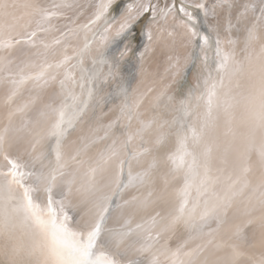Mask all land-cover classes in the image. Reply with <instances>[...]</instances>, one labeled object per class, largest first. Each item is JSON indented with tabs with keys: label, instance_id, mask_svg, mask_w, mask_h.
I'll return each instance as SVG.
<instances>
[{
	"label": "snow or ice",
	"instance_id": "1",
	"mask_svg": "<svg viewBox=\"0 0 264 264\" xmlns=\"http://www.w3.org/2000/svg\"><path fill=\"white\" fill-rule=\"evenodd\" d=\"M74 7L0 0V256L8 264H264V0L196 3L205 18L219 17L209 28L216 67L205 55L202 83L198 75L179 100L165 85L144 111L153 89L129 92L121 66L135 51L137 26L149 13L152 22L166 18L175 0L164 8L96 0L85 23H50ZM191 7L179 8L192 24L189 43L200 40L207 53L210 35H201ZM110 79L121 81L110 93L121 98L118 110L101 107L93 126L70 140ZM178 225L176 246L160 243ZM133 236L139 248L125 247Z\"/></svg>",
	"mask_w": 264,
	"mask_h": 264
},
{
	"label": "bare ground",
	"instance_id": "2",
	"mask_svg": "<svg viewBox=\"0 0 264 264\" xmlns=\"http://www.w3.org/2000/svg\"><path fill=\"white\" fill-rule=\"evenodd\" d=\"M38 2H43V0H38ZM95 2L96 0H73V3L75 5H80V7H74L73 9L65 10L64 17L60 19L52 20L50 21V23L56 24L58 27H60L61 30H63L64 25L68 24L69 21L73 20L74 18L77 24H83L88 20V18L91 15V12L93 11V8H90L89 4H94ZM125 2L126 3L132 2V0H127ZM151 2L158 4V6L161 5L160 8H164L166 4L169 6L173 5V1L171 0H161V1L151 0ZM199 2H201V0H191L189 3H191V5L195 8L196 3ZM207 3H209V0H207ZM211 4H216V3H211ZM180 6L181 3H177V5H175V7L168 12L166 18H161V16H157L155 22H152V17L150 14L149 16H147L148 18L146 17L141 22V24L138 25L137 28L135 29V38L134 40H132V45L135 41V45H137L136 47H138L139 43L144 39L145 41H143V45H141L142 47L141 51L144 50L145 45L148 46V51L146 52L143 61H141L140 58L139 69H136L137 73L134 81L132 82L131 90L133 88H139L140 91H143L148 87H151L153 89L148 99L145 100L144 104L141 106V111H144V109L149 107L152 97L157 95L160 92V90L164 88L165 85H171V87L168 89L167 94L170 95L172 93V96H174L177 100H179L180 98H182L180 96V93L184 95L189 87L194 86L196 84L197 82L196 77L198 75L200 76V81L202 83L204 77L208 75V71L205 70V62H204L205 55H207L208 57V66L211 70L215 69L216 63L218 62L216 56V39H217L216 34L211 33L212 37H210L213 43L212 45L213 51H208L207 53L201 51V49L199 51H196L195 47L193 48L192 45L189 43L191 32L193 31L192 25H189V23L186 21V18L181 13H179ZM28 11L30 10L19 9L16 15H21ZM218 11H220V15L222 16L223 12L221 10ZM203 16H202V22H205L203 21L205 19V16L204 18ZM218 19L219 17H215V19H213L215 23L213 24H216ZM38 20L39 17L33 15L31 17V23L28 24V27L30 29H34L37 26ZM150 23H151V27L149 28ZM195 24L196 25L198 24L196 19H195ZM213 24H211V26ZM104 27H106V25ZM209 28L210 26H208L207 33H209ZM149 31L152 33L151 40L148 39ZM202 31L203 29H201V35H204ZM102 32H103V28H101L100 31L97 32V38L94 47L99 45L100 35ZM38 38H43V36ZM220 38L222 40L227 39V36L223 32V29L220 30ZM76 42H77L76 40L72 41V43L74 44ZM199 43L201 45L200 40ZM135 45H133V47ZM241 47L242 45H238L236 48L237 58H242L243 56V53L240 52ZM223 48L225 51H227L229 46L227 44H224ZM32 51L35 52L36 49H33ZM141 51H139V53ZM139 53L135 51L129 56V59L126 60L125 62L126 64L125 68H128V70L129 69L134 70V67L137 63L136 62L137 57H139L138 56ZM89 66H90V62L88 58L85 57V67H89ZM132 78L133 75L127 77L126 81H130ZM120 83L121 81L119 79H110L107 84L101 85L97 89L94 98L91 100L89 104L87 112L81 118V123L77 125V132L70 135L69 137L70 140L75 138V135L79 133L81 127H83L84 131L87 132L90 129V127L93 126V121L95 117L100 115L101 107L104 112H107L109 108H114V107L116 108V110H118V106L120 104L121 98L110 96V93H113L115 91V88H117V85ZM76 91L79 92V88H77ZM116 134L117 135L119 134V128H117ZM100 135H103V132H101ZM163 174H167L170 177L171 176L170 168L165 169ZM178 179L182 180V175ZM30 182H32L31 179ZM157 187L158 188L163 187L162 180L158 183ZM106 190L107 189L105 188L104 191ZM153 214L154 213L149 212L147 214L142 213L141 215L143 216L144 219H148ZM137 222H140L139 218L137 219ZM160 227H162V225H158L157 228L154 229L153 234H155V231H158ZM183 231L184 230L182 225H178L176 234L172 235L171 233H163L160 237V243H163L165 240H168L169 246L174 248L176 246V243L178 242V238L181 236ZM208 239H209L208 237H205L203 241H198L197 243H205ZM132 245H134L136 248H139L138 237L133 236L127 242L125 247H129ZM156 246L158 247L159 245L157 244ZM209 251H211L210 246L206 250V252ZM255 251L259 252V248H257ZM222 255L223 253L218 252L216 253L215 257H211V260L214 261L216 260V257ZM130 258L132 260H137V261L144 259V257H141L136 253H133L130 256ZM242 264H247V261H242Z\"/></svg>",
	"mask_w": 264,
	"mask_h": 264
},
{
	"label": "rangeland",
	"instance_id": "3",
	"mask_svg": "<svg viewBox=\"0 0 264 264\" xmlns=\"http://www.w3.org/2000/svg\"><path fill=\"white\" fill-rule=\"evenodd\" d=\"M125 1H127V0H125ZM159 1H161V0H159ZM171 1H173V0H171ZM191 0H175V5H177V3H184V4H187V5H191V3H189ZM211 1V2H210ZM211 3H218V0H209V5H211ZM192 6V5H191ZM159 7H161V5H159ZM191 13H192V16L197 20V22H198V24L196 25V27L197 28H199L200 30V33H201V29H203V31H202V33H204V35H210V37H212L211 36V34L210 33H207V31H208V26H211V24H213V23H215V21H213V19H215V17H213V16H208L207 18H205L203 21H205V22H202V16H203V14L198 10V9H195L193 6L191 7ZM151 13H149L148 14V16L150 15ZM179 15V14H178ZM148 18V17H147ZM203 18H204V16H203ZM149 20H150V18H149ZM149 20H148V22H149ZM212 22V23H211ZM206 23V24H205ZM189 25H192V24H190L189 23ZM214 25V24H213ZM207 26V27H206ZM135 31V30H134ZM207 33V34H206ZM212 35H214V34H212ZM143 41H145L144 39L139 43V46L138 47H136L137 45H135V41H134V43H133V45H135L134 46V48H135V51L136 52H138L139 53V51H141V45H143ZM124 42L125 41H123V40H120V42H118V45H117V47L116 48H114L113 49V53H115V52H118L119 50H121L122 48H123V44H124ZM210 43H211V49L209 50V51H213V48H212V45H213V43H212V40H211V38H210ZM201 48H200V43H199V40H196L195 41V50L196 51H199ZM134 51V52H135ZM197 54V53H196ZM192 55H193V53H192ZM139 56V55H138ZM198 56V55H197ZM126 60H128L129 59V56H127L126 58H125ZM126 60H124V62H123V64H122V66H121V70H122V76L123 77H128V76H131V75H133V78L130 80V81H126V84H127V86H128V89H129V92L131 91V87H132V82L134 81V79H135V77H136V73H137V70L136 69H139V62H140V56L139 57H137V60H136V65H135V67H134V70H132V69H129L128 70V68H125L126 67V64H125V62H126ZM125 79V78H124ZM116 89V88H115ZM170 95H172V93L170 94ZM180 96L181 97H183V94L182 93H180Z\"/></svg>",
	"mask_w": 264,
	"mask_h": 264
},
{
	"label": "water",
	"instance_id": "4",
	"mask_svg": "<svg viewBox=\"0 0 264 264\" xmlns=\"http://www.w3.org/2000/svg\"><path fill=\"white\" fill-rule=\"evenodd\" d=\"M126 60V59H125ZM122 77V76H121ZM129 77V76H128ZM123 81L126 83V76L122 77ZM125 78V79H124ZM30 182V181H29ZM0 264H8V260L5 256H0Z\"/></svg>",
	"mask_w": 264,
	"mask_h": 264
}]
</instances>
